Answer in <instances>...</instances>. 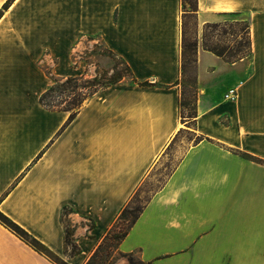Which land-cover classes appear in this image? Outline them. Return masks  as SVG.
Segmentation results:
<instances>
[{"label": "crops", "instance_id": "0c3cea01", "mask_svg": "<svg viewBox=\"0 0 264 264\" xmlns=\"http://www.w3.org/2000/svg\"><path fill=\"white\" fill-rule=\"evenodd\" d=\"M182 14L181 0H13L3 9L0 211L68 264L87 263L170 151L176 161L119 251L145 264H264V0H196L189 126L176 83ZM242 19L249 54L228 62L203 47L204 24ZM95 36L132 77L95 91L71 119L41 105L50 84L42 61L56 60V76L77 75L72 47ZM230 88L237 94L226 100ZM0 264L54 263L0 223Z\"/></svg>", "mask_w": 264, "mask_h": 264}, {"label": "trees", "instance_id": "16d2710c", "mask_svg": "<svg viewBox=\"0 0 264 264\" xmlns=\"http://www.w3.org/2000/svg\"><path fill=\"white\" fill-rule=\"evenodd\" d=\"M12 1L13 0H6V2L2 6V9H0V17L3 13V9H6ZM181 8H183L182 9L183 11L182 39H181V50H180L179 78L177 79L176 83L179 85L178 109H179L180 120L182 122H186V125L189 126L193 124L195 117L197 116V109H196V103H197V79H196L197 40H196L195 33H194L193 40L191 41L185 40V37H186L185 19L188 18L191 14H194V12L196 11V0H181ZM194 17H195V14H194ZM236 23L238 22H235V24ZM226 25L231 26L233 25V23H224V24L206 23L204 24L203 34H202V44L206 50H209L215 53L216 55L222 57L225 61L233 62V61H236L246 56L250 52L248 22L245 25V30H246L245 32L247 35L245 43H242L241 39H239L238 41L234 39V40H230L225 45L219 46L216 42L213 41L211 31L218 27L226 26ZM239 31L241 32V30ZM124 64L126 68V73L114 70V73L110 75L109 77L94 76L91 78H83V77H77V76H67L62 79L51 78L52 84H50L40 94L39 102L41 105H43L44 107L48 109L70 111L69 119H71L76 114L78 109L82 106V103L87 98H89L95 91H97L100 88H104L108 85L117 83L118 81L124 79L126 76L132 77V73H131L129 66L125 62ZM133 80L136 81L135 79ZM137 83L140 85L153 84L148 81H141ZM196 140H198V138ZM241 155L246 158H250L256 161H262L261 159L254 157L247 153H241ZM132 199H134V196L131 198V200ZM145 203L146 201L134 207L126 205L118 214L116 221L126 220L127 222V226L123 227L121 231H119L117 234L114 235L120 241L128 233L129 229L131 228V226L137 219ZM64 211L65 209L62 211V213ZM0 223H2L5 227L11 230L14 234H16L19 238L25 241L28 245H30L36 251L45 255L54 264H68L58 255L52 252L42 242L37 240L31 234H29L24 228H22L20 225H18L16 222H14L12 219H10L8 216H6L1 211H0ZM63 223H64V228H65L64 229V243L70 246L71 253H77L79 249H78V246L73 241L72 228L69 226L68 222H65L63 220ZM110 229L108 230L106 236L108 235ZM101 244L98 246V248L101 246ZM124 254H128V253H124ZM140 262L142 264H145L142 261Z\"/></svg>", "mask_w": 264, "mask_h": 264}, {"label": "rangeland", "instance_id": "374dc122", "mask_svg": "<svg viewBox=\"0 0 264 264\" xmlns=\"http://www.w3.org/2000/svg\"><path fill=\"white\" fill-rule=\"evenodd\" d=\"M246 23L247 21L242 19L240 22L236 24L233 23V25L231 26H221L212 30L211 32L213 41L216 42L219 46L225 45L230 40L234 39L236 41L241 39V42L245 43L247 38L245 32ZM195 24L196 22L194 14H191L188 18L185 19L186 41L193 40L196 26ZM239 30H241V32ZM84 60L88 63V67H86V73L92 76L82 74V62ZM55 61L56 60L47 57L44 59V61H42V70L44 71L46 77L49 79L50 84H52L51 78L62 79L67 77H59L53 73L52 66ZM70 66L72 68L78 69L74 70L77 75L69 76H77L83 78H91L94 76L109 77L114 73V70L126 73L125 64L122 58L109 50L101 41V39L96 36L83 39L82 37L79 38L77 44L72 47V50L70 52ZM129 78V76L125 77V79ZM177 155L178 152L175 151H170L168 155H166L161 165L157 170L152 172L148 179L145 180L138 192L134 195V199L130 201L128 206L134 207L144 203V201H147L149 199L151 194L162 184L164 177L169 172L172 164L176 161ZM67 213V211H64L62 213V216H66ZM63 220L67 222L65 218H63ZM125 226H127L126 220L115 221L103 243L96 250L87 264H142L136 252L124 254L118 249L120 240L114 235L121 231Z\"/></svg>", "mask_w": 264, "mask_h": 264}, {"label": "built area", "instance_id": "2783aa9c", "mask_svg": "<svg viewBox=\"0 0 264 264\" xmlns=\"http://www.w3.org/2000/svg\"><path fill=\"white\" fill-rule=\"evenodd\" d=\"M236 94H237L236 88H230L224 93L223 97L226 100H233Z\"/></svg>", "mask_w": 264, "mask_h": 264}]
</instances>
